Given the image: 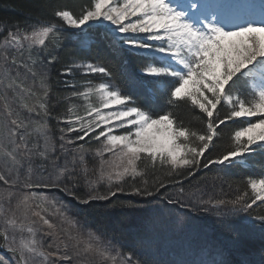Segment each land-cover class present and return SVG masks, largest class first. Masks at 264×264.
Instances as JSON below:
<instances>
[{
    "label": "snow or ice",
    "instance_id": "6c2138e0",
    "mask_svg": "<svg viewBox=\"0 0 264 264\" xmlns=\"http://www.w3.org/2000/svg\"><path fill=\"white\" fill-rule=\"evenodd\" d=\"M44 7L45 19L0 21V240L11 253L0 264H233L227 256L243 235L264 239V177L215 199L185 196L181 180L168 182L181 184L179 197L161 199L168 184L155 177L164 171L191 183L202 168L220 165L216 179L228 182L227 169L247 168L264 154V0H88L76 7L46 0ZM65 41L76 49L66 65ZM93 48L105 55L75 59ZM57 74L64 79L54 80ZM77 74L105 79L94 84ZM61 84L70 91L61 94ZM180 107L202 114L203 129L180 119ZM237 120L213 156L218 129ZM37 189L59 190L80 205L140 196L182 235L196 233L197 217L207 213L221 236L198 248L178 244L176 258L165 261L152 258L150 230L138 241L150 258L139 259L113 234L69 215L55 191ZM106 207L145 205L115 200ZM239 264H264V251Z\"/></svg>",
    "mask_w": 264,
    "mask_h": 264
},
{
    "label": "trees",
    "instance_id": "16d2710c",
    "mask_svg": "<svg viewBox=\"0 0 264 264\" xmlns=\"http://www.w3.org/2000/svg\"><path fill=\"white\" fill-rule=\"evenodd\" d=\"M59 5L67 4L72 7H76L80 4H85L88 0H54ZM46 0H0V21L5 22L7 25L19 22L23 24L25 21H33L36 18L45 19L48 17V12L44 7ZM0 33V38H2ZM69 47L62 50V60L65 65L73 59L71 53L76 49L72 45V42H64ZM99 55H105L102 50L96 48L92 49V52L83 53L75 59H89L92 60L94 57ZM132 63L139 65V61L133 58ZM114 71L118 75L119 82L125 84L123 76L120 75V66L116 65ZM78 80H91L93 83H99L103 77L99 74L81 76L77 74ZM53 79H64L59 77L58 74L54 75ZM57 90L63 94L68 89H65L63 85H59ZM130 91V89H125ZM62 109V105L59 107ZM177 115L189 126H194L203 129L204 125L196 119V115L202 117L198 111L194 115L192 110L186 107H180L177 109ZM259 119V118H258ZM241 120L229 121L227 126L221 125L218 131L223 130V134L218 139L220 140V147L217 148L216 152H213V156L217 155L222 150L232 131L236 127L240 126ZM216 141H214L215 143ZM211 151V150H210ZM207 153L205 156L207 157ZM220 165H212L211 169H201L196 173V177L189 180L183 179V177L172 175L168 176L164 171H158L155 177H159L164 180L168 186L167 188L161 189L164 199L165 197H179L180 183H168L169 181L181 180L182 186L185 189V196L189 194H196L202 196L204 199L208 198H232L237 194V185L240 189H244L242 183L247 178H261L264 177V154H257L250 158V166L244 168L240 165H234L233 167L226 170L227 175L225 180L228 182H222L220 179H216V169L221 168ZM154 176H149L150 182L155 179ZM199 178V179H197ZM231 184V187L229 186ZM81 192V191H80ZM82 195V194H81ZM149 200L155 199L154 197L147 198ZM74 201V199H69ZM119 200L123 202L131 201L134 204H144L145 207L138 208L136 210L129 209L127 207H116L107 208L106 206L112 201ZM171 207V206H170ZM78 216L82 217L83 221L87 222L93 231L99 226L102 230L115 236V242H118L122 250L125 253H132L134 257L139 259H148V252L138 246V241L148 231H152L156 238V246L153 247L152 251L157 254L152 257L156 260H170L175 259V248L178 244L183 243L185 246L191 244L193 247H200L206 243L218 242L221 233L218 230H213V222L215 217L210 214H203L197 217L202 222V227L194 234L182 235L178 230L175 229L171 222V217L167 219L159 216L152 215L147 211L146 200L143 197L129 195V194H118V197H113L110 201L93 202L92 205H80L76 207ZM235 223V222H231ZM1 243V240H0ZM264 251V239H261L259 234L255 235H243L239 241L237 249L227 256V259L231 260L233 264H239V262L245 258H256L258 259L261 252ZM11 254V253H10Z\"/></svg>",
    "mask_w": 264,
    "mask_h": 264
},
{
    "label": "rangeland",
    "instance_id": "374dc122",
    "mask_svg": "<svg viewBox=\"0 0 264 264\" xmlns=\"http://www.w3.org/2000/svg\"><path fill=\"white\" fill-rule=\"evenodd\" d=\"M69 31L75 32V31H79V30L70 29ZM65 42H69V41H65ZM94 84H96V83H94ZM9 95H11V93H9ZM93 102H95L94 98H93ZM75 103L78 105L77 110L79 112H83L84 109H83L82 105H83L84 102L82 100H76ZM61 105H62V109L60 111L62 112V111L65 110V104H64L63 101L61 102L60 105H57V107L59 108ZM253 119H258V117L257 118H253ZM49 123L54 126L55 125V120H50ZM71 135L75 136L76 133H72ZM79 143H84V141H79ZM100 190L101 191L104 190V186L103 185L100 186ZM36 191H44V192L49 193V194H51L52 191H55V194L60 199H62L68 205V207L71 209L69 215L73 216L78 221L84 222L82 217H80V215L78 216V214L76 212L77 211L76 207L80 206V204H78L77 201H75V200L74 201H70L69 199H73L72 197L65 195L64 193L60 192L59 190H47V189L40 190V189H37ZM75 191L79 192L82 195H84L86 193V189L84 187H80L78 189H75ZM45 241L46 242L50 241V238H45ZM0 257H3L5 259H8L9 261H11V254L7 250H5V248L3 247L2 240H1V243H0Z\"/></svg>",
    "mask_w": 264,
    "mask_h": 264
}]
</instances>
